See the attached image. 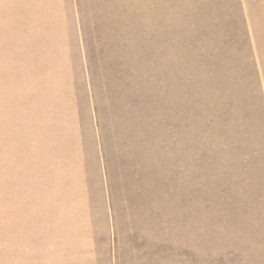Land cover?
<instances>
[{
	"label": "rangeland",
	"instance_id": "obj_1",
	"mask_svg": "<svg viewBox=\"0 0 264 264\" xmlns=\"http://www.w3.org/2000/svg\"><path fill=\"white\" fill-rule=\"evenodd\" d=\"M1 2L0 264H264V0Z\"/></svg>",
	"mask_w": 264,
	"mask_h": 264
},
{
	"label": "bare ground",
	"instance_id": "obj_2",
	"mask_svg": "<svg viewBox=\"0 0 264 264\" xmlns=\"http://www.w3.org/2000/svg\"><path fill=\"white\" fill-rule=\"evenodd\" d=\"M1 1H2V0H1ZM1 1H0V2H1ZM5 2H6V0H5ZM1 3H2V2H1Z\"/></svg>",
	"mask_w": 264,
	"mask_h": 264
}]
</instances>
